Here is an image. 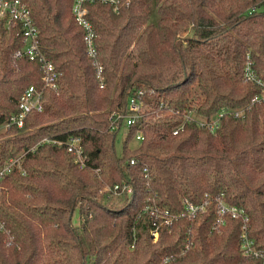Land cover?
<instances>
[{"label":"trees","instance_id":"1","mask_svg":"<svg viewBox=\"0 0 264 264\" xmlns=\"http://www.w3.org/2000/svg\"><path fill=\"white\" fill-rule=\"evenodd\" d=\"M23 1L58 77L43 88L42 110L0 132V165L20 157L0 178V264H262L241 252V218L217 221V203L244 208L264 255V101L251 102L263 86L244 74L249 65L264 81V0L86 2L100 72L73 0ZM22 44L17 26H0V125L30 84L43 86L40 63L15 56ZM137 89L147 114L110 129ZM221 108L242 116L172 132L188 111L208 118ZM72 136L83 166L67 150ZM183 199L208 201L153 238L150 205L177 214Z\"/></svg>","mask_w":264,"mask_h":264},{"label":"built area","instance_id":"2","mask_svg":"<svg viewBox=\"0 0 264 264\" xmlns=\"http://www.w3.org/2000/svg\"><path fill=\"white\" fill-rule=\"evenodd\" d=\"M95 1V0H73L72 4V14L76 23L81 26L83 29V40L86 45V50L88 55L92 58L93 64L96 65L98 72H100L101 65L97 61V52L95 47V29L87 17V6L86 2ZM107 1V0H101ZM114 3V8H117L118 0H109ZM0 26L10 27L17 26L20 32L22 33V47L17 49L14 54L18 57H28L29 59L36 60L40 63L43 70V86L41 88L35 87L33 84H30L24 92L21 94L18 106L19 110L16 114L11 116L7 121L2 125L8 127L12 124L20 127L23 125L26 115L30 111H40L43 108L42 103V92L43 88L47 86H54L55 81L58 77V73L55 69V66L51 60H49L46 54L41 48V44L38 40V28L34 23L31 13L28 6L23 0H0ZM245 77L255 83L262 85L263 90L259 94H255L251 98V102H262L264 101V81L255 74L253 69L247 65L245 67ZM145 91L142 89H137L129 95L127 101V111L121 113L112 112L110 115V129H119L126 125L134 124L141 117L147 114V105L142 99ZM160 103V107H162ZM172 111V109H170ZM225 114H232L235 117L242 116V110L239 109H226L221 108L208 118L202 117H193L192 114L188 111L184 114L182 122L173 128L172 132L177 133L183 129L185 121L194 120L198 125L204 126L211 131H214L219 127L221 118ZM143 138V135L140 131H137L133 140L139 141ZM43 140H48L43 138ZM61 143V141H58ZM67 150L70 151L74 160L79 163L80 166L85 164L83 148L80 144V137H70L65 142ZM20 157H11L8 158L3 164L0 165V178L6 173L11 171L14 166L19 167ZM130 163L134 162V159L129 160ZM145 169L147 167L145 166ZM118 185H114L113 190L118 191ZM208 200L204 201L201 204L194 203L188 199H183V209L179 213H172L167 208L159 207L155 204L150 205L149 213L151 215V227L150 234L153 238H156L158 234V228L160 224H169L174 217L186 215L187 217H193L198 211L205 210V204ZM148 209V208H147ZM217 213L219 222L222 221V215L224 213L231 215L236 218H241L242 230L240 234L241 242V252L244 255L257 256L262 258L264 264V255L259 249L253 245V239L248 236L246 231L245 222L247 220V214L243 207H240L236 204H229L218 199L217 203ZM1 226V225H0Z\"/></svg>","mask_w":264,"mask_h":264},{"label":"rangeland","instance_id":"3","mask_svg":"<svg viewBox=\"0 0 264 264\" xmlns=\"http://www.w3.org/2000/svg\"><path fill=\"white\" fill-rule=\"evenodd\" d=\"M3 129H5V126H3V125H0V132L1 131H3ZM123 129H121L120 131H119V133H118V139L120 140L121 139V137L123 136V134H122V131ZM0 137H2V136H0ZM118 140V141H119ZM118 147H119V142L117 143V149H118ZM119 150V149H118ZM73 220L74 221H77V213L75 212L74 213V215H73ZM76 223V222H75Z\"/></svg>","mask_w":264,"mask_h":264}]
</instances>
